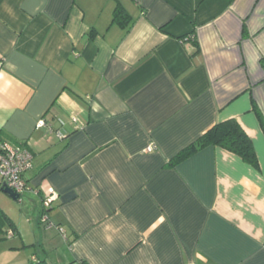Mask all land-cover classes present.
<instances>
[{"label": "crops", "instance_id": "obj_1", "mask_svg": "<svg viewBox=\"0 0 264 264\" xmlns=\"http://www.w3.org/2000/svg\"><path fill=\"white\" fill-rule=\"evenodd\" d=\"M259 112L264 0H0V139L33 151L38 188L0 174V264H264ZM229 118L259 168L218 145L167 166Z\"/></svg>", "mask_w": 264, "mask_h": 264}, {"label": "trees", "instance_id": "obj_2", "mask_svg": "<svg viewBox=\"0 0 264 264\" xmlns=\"http://www.w3.org/2000/svg\"><path fill=\"white\" fill-rule=\"evenodd\" d=\"M131 21V15L128 13L126 8L118 2L114 9L113 22H116L123 27H128ZM187 38L196 42V39H193L191 36H187ZM183 41H185V38H183ZM197 51H199V49ZM259 117L261 125L264 129V117L261 112H259ZM208 145L221 146L224 149L241 156L254 167H260L253 140L236 118H229L214 124L196 141L192 142L172 157L167 163V166L175 167L181 161ZM53 207L49 208L48 212H50ZM43 212L44 206L42 213ZM7 226L13 227L14 222L2 209H0V229ZM25 264H44V262L31 260Z\"/></svg>", "mask_w": 264, "mask_h": 264}, {"label": "built area", "instance_id": "obj_3", "mask_svg": "<svg viewBox=\"0 0 264 264\" xmlns=\"http://www.w3.org/2000/svg\"><path fill=\"white\" fill-rule=\"evenodd\" d=\"M75 119V117H74ZM46 121L41 118L38 126L45 125ZM51 129V127H50ZM59 136H64L57 130ZM157 146L152 143L147 150H153ZM34 165V153L27 146L14 144L7 140L0 139V174L3 182L12 188L19 198L26 192H38V188L31 185L26 178V172ZM58 199L57 192L52 188L49 194L43 200L44 212L41 215L42 221L49 219L48 209L53 207L54 202ZM14 231H9V236H13Z\"/></svg>", "mask_w": 264, "mask_h": 264}, {"label": "water", "instance_id": "obj_4", "mask_svg": "<svg viewBox=\"0 0 264 264\" xmlns=\"http://www.w3.org/2000/svg\"><path fill=\"white\" fill-rule=\"evenodd\" d=\"M2 190H4V192L8 193L14 199L19 198V195L12 188L8 187L5 182L2 183Z\"/></svg>", "mask_w": 264, "mask_h": 264}, {"label": "rangeland", "instance_id": "obj_5", "mask_svg": "<svg viewBox=\"0 0 264 264\" xmlns=\"http://www.w3.org/2000/svg\"><path fill=\"white\" fill-rule=\"evenodd\" d=\"M29 192H31V191H29ZM25 196H27V195H29V193L28 192H26L25 194H24ZM24 195H22L20 198L22 199L23 198V196ZM20 199V200H21ZM42 215V214H41ZM40 219H41V217H40ZM50 219V218H49ZM47 220V221H43V222H47V225H52L53 223L50 221V220ZM8 236H9V234H8ZM3 242V241H2ZM3 259V257L1 256V254H0V263H9V261H11V260H2Z\"/></svg>", "mask_w": 264, "mask_h": 264}]
</instances>
